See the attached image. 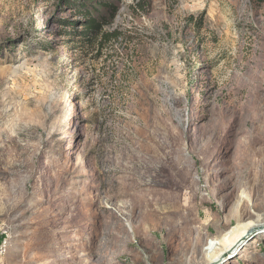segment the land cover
I'll use <instances>...</instances> for the list:
<instances>
[{
	"label": "rangeland",
	"instance_id": "rangeland-1",
	"mask_svg": "<svg viewBox=\"0 0 264 264\" xmlns=\"http://www.w3.org/2000/svg\"><path fill=\"white\" fill-rule=\"evenodd\" d=\"M114 4L88 37L87 0H0V264H207L264 221V0Z\"/></svg>",
	"mask_w": 264,
	"mask_h": 264
},
{
	"label": "bare ground",
	"instance_id": "bare-ground-1",
	"mask_svg": "<svg viewBox=\"0 0 264 264\" xmlns=\"http://www.w3.org/2000/svg\"><path fill=\"white\" fill-rule=\"evenodd\" d=\"M257 89L259 92H257ZM254 90L256 93L254 99L255 103L259 101H264V76L260 85L254 87ZM240 135H243V137L247 136L243 134V130L241 128L239 129L236 126L230 125L227 129L226 136L228 137V139L230 138L229 142L235 143L236 139L238 140L237 137ZM235 136L236 138L234 139ZM239 142L240 141L238 140L237 147L242 149V142ZM222 185L223 189H228L232 187V189L229 191V196L233 194V192L237 189V183L232 179L225 181ZM263 228L264 221H261L260 219L239 222L235 227H233L230 231L226 232V234H224L219 239L210 241V243L206 247L207 264H216L219 258L224 257L225 254L232 253L239 246L240 242L245 239L246 233L248 231L260 230Z\"/></svg>",
	"mask_w": 264,
	"mask_h": 264
},
{
	"label": "trees",
	"instance_id": "trees-1",
	"mask_svg": "<svg viewBox=\"0 0 264 264\" xmlns=\"http://www.w3.org/2000/svg\"><path fill=\"white\" fill-rule=\"evenodd\" d=\"M89 4H91V9L88 13L85 15L88 16V18H85V21L87 22L86 28V36L90 37L92 35H95V33H98L101 30V24L106 20V18L103 16V13L100 12L99 18L92 15L93 12L104 10V9H110L113 12L116 11V6L114 4L115 0H87ZM92 2V3H91Z\"/></svg>",
	"mask_w": 264,
	"mask_h": 264
},
{
	"label": "built area",
	"instance_id": "built-area-1",
	"mask_svg": "<svg viewBox=\"0 0 264 264\" xmlns=\"http://www.w3.org/2000/svg\"><path fill=\"white\" fill-rule=\"evenodd\" d=\"M11 236L7 227L0 223V257L4 256L10 247Z\"/></svg>",
	"mask_w": 264,
	"mask_h": 264
},
{
	"label": "water",
	"instance_id": "water-1",
	"mask_svg": "<svg viewBox=\"0 0 264 264\" xmlns=\"http://www.w3.org/2000/svg\"><path fill=\"white\" fill-rule=\"evenodd\" d=\"M241 242H242V241H241ZM241 242H240V243H241ZM227 256H229V254H225L224 257L219 258L218 261H217V263L223 261ZM217 263H216V264H217Z\"/></svg>",
	"mask_w": 264,
	"mask_h": 264
}]
</instances>
